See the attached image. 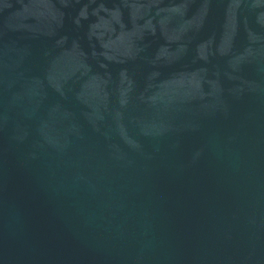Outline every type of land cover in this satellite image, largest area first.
Segmentation results:
<instances>
[{
	"label": "water",
	"instance_id": "water-1",
	"mask_svg": "<svg viewBox=\"0 0 264 264\" xmlns=\"http://www.w3.org/2000/svg\"><path fill=\"white\" fill-rule=\"evenodd\" d=\"M0 264H264V0H0Z\"/></svg>",
	"mask_w": 264,
	"mask_h": 264
}]
</instances>
